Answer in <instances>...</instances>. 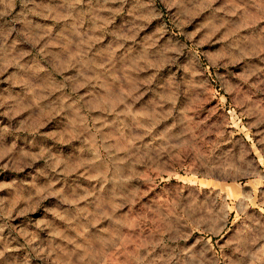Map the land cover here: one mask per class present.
I'll list each match as a JSON object with an SVG mask.
<instances>
[{"label":"rangeland","instance_id":"374dc122","mask_svg":"<svg viewBox=\"0 0 264 264\" xmlns=\"http://www.w3.org/2000/svg\"><path fill=\"white\" fill-rule=\"evenodd\" d=\"M259 164L264 0H0V264H264Z\"/></svg>","mask_w":264,"mask_h":264},{"label":"crops","instance_id":"0c3cea01","mask_svg":"<svg viewBox=\"0 0 264 264\" xmlns=\"http://www.w3.org/2000/svg\"><path fill=\"white\" fill-rule=\"evenodd\" d=\"M258 162V161H257ZM260 163V162H259ZM259 169H257L255 175L249 176V178L243 183V187L239 186L240 200L238 208L250 209L251 211L256 212L259 216H264V200L260 199L259 196L253 194L251 190V197L244 199L247 196V190L244 187L256 186L258 194L264 189V166L259 164ZM236 190L237 187L232 186ZM244 199V200H243ZM244 201L247 202L244 204Z\"/></svg>","mask_w":264,"mask_h":264}]
</instances>
